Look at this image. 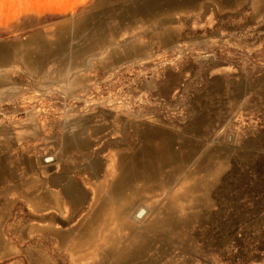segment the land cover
<instances>
[{
	"label": "rangeland",
	"instance_id": "374dc122",
	"mask_svg": "<svg viewBox=\"0 0 264 264\" xmlns=\"http://www.w3.org/2000/svg\"><path fill=\"white\" fill-rule=\"evenodd\" d=\"M83 146L126 194L60 165L73 231L16 205L24 264H264V0H0V186Z\"/></svg>",
	"mask_w": 264,
	"mask_h": 264
},
{
	"label": "crops",
	"instance_id": "0c3cea01",
	"mask_svg": "<svg viewBox=\"0 0 264 264\" xmlns=\"http://www.w3.org/2000/svg\"><path fill=\"white\" fill-rule=\"evenodd\" d=\"M97 149L84 146L76 147L74 155L65 157V161L62 163H54L45 168L44 175L37 173L35 174L36 177L31 179L21 178L16 184L5 182L0 186V264H24V254H15L12 249L11 236L6 233V226L11 220L14 207L18 204L27 213L36 217L35 226L30 227L29 230H37L43 239L46 238V235L50 239L54 236L53 240L58 243L61 236L70 235L73 231L72 225L75 215L66 200L64 185L58 184L56 181L58 177L63 175L59 171L60 165H68L72 169L70 176H68L69 181L73 180L80 188L89 190L91 195L90 208H103L101 202L105 199L100 198L103 194H126L125 183L129 175L125 172L127 170L124 166L122 170L120 168L115 169V166L110 162L115 151L111 150L101 155V153L99 154L100 150ZM98 158L102 159L101 174L94 178L85 172V169ZM42 161L46 162V159L42 158ZM119 189H121L120 192H115ZM86 205L87 203L81 209L84 210ZM62 224L64 228L59 227ZM29 254H31V260L46 263L48 256L46 251L38 250ZM26 264H30L29 261H26Z\"/></svg>",
	"mask_w": 264,
	"mask_h": 264
}]
</instances>
